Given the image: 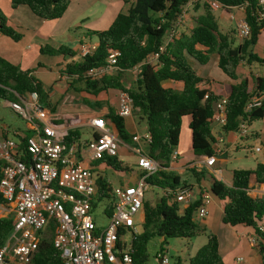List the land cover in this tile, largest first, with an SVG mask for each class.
<instances>
[{"label":"trees","instance_id":"trees-1","mask_svg":"<svg viewBox=\"0 0 264 264\" xmlns=\"http://www.w3.org/2000/svg\"><path fill=\"white\" fill-rule=\"evenodd\" d=\"M189 0H134L126 12L118 13L107 29L91 31L97 37L95 48L80 60L65 65L63 72L84 81V88L93 95L102 90H126L132 98L134 113L146 125L149 134L146 155L160 165L158 171L146 176L149 185L162 189L188 188L190 185L165 169L169 166L171 155L175 151L180 137L182 121L188 117L191 133V150L194 155L218 157L214 147V135L211 131V117L215 101L226 99V123L222 133L234 132L243 121L248 125L254 119L263 117L264 103L245 110L253 95L264 92V75L251 79L237 80V67L241 62H257L264 65V56L253 52L258 36L264 28V17L258 18L259 0H216L227 10L232 6L242 7L244 20L249 26L248 37L233 45L230 33H222L212 13L209 2H203V13L194 18L195 25L188 32H180L171 37L160 54L157 64L144 62L164 43L169 32L174 28L177 17ZM11 6H25L36 18L56 20L67 9L70 0H10ZM0 34L17 41L22 34L18 27L8 24L6 16L0 11ZM40 53L48 55L74 56V51L64 45L58 47L40 46ZM118 51L117 69L102 77L92 80L84 76L86 70L105 64L108 55ZM217 56V67L230 80L229 85L219 84L212 78H202L191 64L205 65L210 56ZM138 66V73L133 85L125 87L122 73ZM165 81L181 83L178 89L165 85ZM71 84V83H70ZM36 92L39 100L54 111L53 105L46 102V91L42 83L23 69L0 55V97L17 100L27 93ZM106 124L112 125L117 138L122 143H132L134 135L125 127L124 118L109 109L103 116ZM78 120H69L70 125ZM80 133L69 129L64 142L77 141ZM20 146L24 147V139ZM108 166L117 171H127L128 165L117 157L105 158ZM195 181L205 179L206 171L189 168ZM209 194L223 201L222 221L231 226L251 227L259 236V253L264 264V234L258 231V225L264 222V200L247 193L251 182L264 183V162H257L252 169H233L230 184L210 176ZM97 201L109 197V183L104 176L97 178ZM202 194V192H201ZM201 194L178 213L177 201L167 202L160 197L153 204L143 202V221L141 232L131 238L130 256L133 264H145L148 260L147 242L155 237L193 238L206 235V242L190 256L186 264H224L218 252V240L215 234L207 232L204 225L196 221L194 212L201 203ZM169 197V196H168ZM5 201L0 196V205ZM96 204L94 203L93 206ZM112 204L107 207V214L112 212ZM13 227L11 215L0 217V246L4 244ZM49 229L40 238L38 250L32 264H62L59 252L53 246ZM161 243V244H162ZM122 245L117 242V249ZM174 264H183L179 257Z\"/></svg>","mask_w":264,"mask_h":264},{"label":"built area","instance_id":"built-area-1","mask_svg":"<svg viewBox=\"0 0 264 264\" xmlns=\"http://www.w3.org/2000/svg\"><path fill=\"white\" fill-rule=\"evenodd\" d=\"M261 7L258 18L264 17V0L258 1ZM212 8H223L216 0L209 2ZM180 16V15H179ZM237 32L240 39L249 35V26L244 19L238 21ZM178 35L175 28L169 32L158 50L144 61L156 65L167 41ZM95 47L81 43L79 53L84 56ZM118 51L108 55L105 64L85 71L84 76L95 80L117 69ZM138 70V66L134 67ZM138 73V71H137ZM264 103V92L253 95L245 106L249 110ZM8 106L25 122V129H12L10 136L0 134V196L11 213L13 227L8 238L0 246V264H32L40 238L46 229L51 231L53 246L59 252L62 264H133L128 245L123 240L126 231L131 238L138 232L133 220L143 211L144 192L148 188L145 178L160 165L146 154H139L137 166L142 174L134 183L109 184L112 212L103 213L107 218L104 224H97L92 214L93 204L97 202L98 164L105 158L117 157L119 139L112 125L106 124L103 117L94 116L87 124L93 137L85 142L88 154L84 155L78 140L66 144L64 138L69 129L56 122L49 106L43 104L36 92H30L17 100L7 102ZM132 98L126 90H118L115 113L123 118L132 114ZM226 99L214 102L212 122L221 127L226 123ZM6 130V126L0 127ZM237 138L248 134V124L240 123L235 130ZM134 135L133 140H138ZM24 139V147L20 143ZM143 139L148 142L146 132ZM256 151L260 147H255ZM217 151V150H216ZM176 159V152L171 161ZM214 156H205L201 162L211 166ZM110 167V166H109ZM108 182V181H107ZM109 183V182H108ZM165 195L177 202L188 204L190 189H165ZM247 193L264 200V183L251 182ZM203 200L197 207V215L203 218L207 214L206 204L210 199L208 191L203 190ZM101 201V200H100ZM139 219V217H138ZM139 221H141L139 219ZM142 222V221H141ZM252 229L248 242L259 250V236ZM258 231L264 234V222L258 225ZM117 242L122 246L117 249ZM157 264H174L164 249L157 253ZM241 257L237 261H241Z\"/></svg>","mask_w":264,"mask_h":264},{"label":"crops","instance_id":"crops-1","mask_svg":"<svg viewBox=\"0 0 264 264\" xmlns=\"http://www.w3.org/2000/svg\"><path fill=\"white\" fill-rule=\"evenodd\" d=\"M3 1V2H1ZM95 1L97 0H70V3L63 13V15L56 19V20H41L36 17H34L28 9L23 5H17L16 7H12L10 0H0V11L6 16L8 24L13 27H18V31L21 32L22 36L19 40L14 41L10 39L9 37L0 34V55L10 61L13 64L19 65L23 69H28L30 71V74L33 76L34 73H42V74H55L58 75L61 79L64 80V78H67V74L63 72L65 65L75 61V56L80 58L82 57L79 53V45L81 43L87 44L89 46L95 47L97 45V37L93 34H91V31H99L97 28L102 25V22L104 25L110 23L111 21V15L112 12L115 13L118 9L119 11H127L129 6L133 3L134 0H105L104 6L102 12H98L97 14L93 16H88L89 11L93 12V5L95 4ZM99 1V0H98ZM206 0H189L182 8V11L180 13V16L177 17L176 23L174 25V28L178 32H188L191 28L194 27L195 21L193 20L191 22L190 16L191 11L190 8L192 5L199 9V6H197L198 3L203 2ZM193 3V4H192ZM191 5V6H190ZM189 8V10H188ZM212 8V7H211ZM238 8V11L236 13H232V10ZM195 9V10H197ZM224 11V14L222 16V21L219 22L216 18L218 29L222 33H230L231 38L233 41V45H237L241 42L240 37L239 40L234 44V40L232 37V34L238 35L236 25L238 21L242 20L244 18V13L242 7L232 6L229 7L227 10L222 8ZM204 8L197 13V15L203 13ZM113 17V16H112ZM232 19L235 20L234 27H232L230 24H228V20L232 21ZM103 20V21H102ZM190 23V24H189ZM82 28H85V33L83 32L81 36H78L76 40H74L73 44V51L74 56H68L69 58H61V56H55V55H48L40 53L39 48L40 46H50V47H56L59 45L67 46L66 44L73 43L71 38V32H74V29L81 30ZM264 31H261L260 35L258 36V40L256 45L253 47V50L255 48H258V53L261 55V57L264 56V42L262 43L261 47H259V44L261 43L259 41V37L262 35ZM92 36V37H91ZM93 38V40H92ZM32 45H35V48H32ZM258 46V47H257ZM68 47V46H67ZM36 48H38L39 54L36 52ZM40 55H47L48 60L40 59ZM214 58L213 66L217 67V56L212 54L210 56ZM62 59V62L60 60ZM209 59V61H210ZM209 61L205 65H200L201 67H206L209 64ZM57 64L59 67L55 70L51 68L52 65ZM191 64L195 68L198 63L195 61H191ZM46 65V66H45ZM38 66H42V70H37ZM218 68V67H217ZM216 68V69H217ZM264 65H261V69L254 70L252 68V63H245L241 62L237 67V80L240 81L242 79H251L255 76H261L264 75ZM133 69V68H132ZM196 69V68H195ZM130 70V69H127ZM218 71L213 72V74L210 71H206L205 75L201 74V70H196L197 73L202 78H212L216 81V83L219 84H225L229 85L231 83V80L224 74L222 71L218 68ZM122 84L126 87V84L124 82V79L121 78ZM42 83V82H41ZM165 85H173L176 88H181V83H172L170 81H165ZM70 87L76 92H81V100L82 104L81 108L83 109L82 112L78 113H68V112H59L57 104L53 105L54 111L53 114L56 117V122L64 124L67 129H77L79 131L80 127H87L90 129L91 135L86 139H81L79 137L78 145L80 149L82 150L84 155L88 154V150L85 147V142L89 140L91 137H93L92 129L87 124V121L89 118L94 116H101L103 117L109 109H113L114 112L116 111L117 107V93L118 89H107L102 90L98 92L97 94L93 95L92 93H89L85 90V88L82 87H74L71 86L70 83H68ZM43 88L45 89L44 84H42ZM85 93L88 95L86 96ZM73 99V97L71 96ZM9 100H6V105L8 106L7 102ZM97 104L96 106H93V104ZM264 118V114H263ZM69 120H78L79 122L70 125ZM125 121V127L127 131L133 135H138L137 133V127L136 125H131V120L127 117L124 118ZM185 126L188 130V133L186 134V144L189 143V146L191 148V133L188 128V122L189 118H184ZM181 126L180 131V137H179V143L176 148L180 145V139L182 136V128H183V122ZM214 124V127L211 126L212 134L214 135V143L213 147L218 155V157H215L216 160L211 166H205L201 162L204 160V155H194L192 150L193 158L188 160V162H184V160H180V151L178 149H175L176 152V159L174 161H171L169 163V166L165 169V171H169L175 175L178 176V172L183 170H188L189 168L193 167L197 171L203 169L206 171L205 179L201 180L200 183L197 184V182L194 179V188L190 186V191H192V197H198L201 192H203L204 189H207L209 186V177L213 176L217 179L222 180L226 184H230L231 182V171L233 169H228L225 165V160L222 158L226 154V149H228L231 145L234 146V143L238 141L237 135L234 132H228V133H222V127L218 125L215 122H212ZM211 123V125H212ZM1 126H5L0 124ZM6 130H2L0 128V134H3L5 136H8L11 134L10 128L6 126ZM146 128V125H145ZM14 129H20L19 127H16ZM146 133V129H145ZM254 137L255 141L260 139V143L264 140V132L261 131V133L255 131L254 133L250 134ZM244 138V137H243ZM246 138V137H245ZM136 141V140H135ZM220 143L224 144V147L221 148ZM121 144H124L120 141L118 150L121 148ZM130 144L129 147H127L130 151L137 154V157L139 154H146L147 150L143 151L141 150L139 144L136 143H126ZM264 145V143H262ZM258 146V145H256ZM182 148V147H181ZM234 148H237V146H234ZM258 152L260 153V159L258 162H264V148H260ZM118 159L121 160V158L118 156ZM137 166V165H136ZM98 170L111 168L109 166H106L104 163H100L97 166ZM138 172L136 174L131 175L130 172L127 171H120V172H128V177H125L126 174L119 175L123 178H121L120 184H128V183H134L137 178L142 174V170L137 166ZM254 168V167H253ZM124 175V176H123ZM165 191V189H163ZM163 191V192H164ZM210 199L208 203L206 204L207 214L203 218H196V214L194 217L196 218V221L200 223L201 225H204L207 232L213 233L216 235L218 240V252L221 256L222 262L224 264H263L261 255L256 247H253L248 242V237L252 234V228L242 225H235L231 226L229 224H226L222 221L223 217V201L217 199L216 197L212 196L210 194ZM163 197L167 199V202L170 203L173 200L172 197H168L165 195V192L163 193ZM160 197L155 193V202H159ZM203 200L202 194H201V202ZM193 200L186 203L177 202L178 206V213H181L185 207H187ZM144 202V201H143ZM201 204V203H200ZM195 213V212H194ZM143 211L139 215V219L143 221ZM201 236H205V242H206V235L200 234L198 236H195L193 238H190L191 242L192 239H198ZM205 242H203L200 246H202ZM199 246V247H200ZM198 247V248H199ZM197 248V249H198ZM196 249V250H197ZM196 252V251H195ZM194 252V253H195ZM193 253V254H194ZM192 254V255H193ZM191 254H188V258L192 256ZM241 257V261H237V258ZM188 260V259H187ZM187 260L183 263L186 264Z\"/></svg>","mask_w":264,"mask_h":264},{"label":"rangeland","instance_id":"rangeland-1","mask_svg":"<svg viewBox=\"0 0 264 264\" xmlns=\"http://www.w3.org/2000/svg\"><path fill=\"white\" fill-rule=\"evenodd\" d=\"M104 1L105 0H97L95 1V4L93 5V12L91 10L89 11L88 16H93L97 14L98 12H102L103 6H104ZM3 2V1H1ZM9 2V0H8ZM204 2V1H203ZM203 2H200L197 4L199 6V9L195 8L193 5L190 8L191 11V16L190 20L191 22L194 20V18L197 16V13L200 12L203 9ZM193 4V3H192ZM191 6V5H190ZM197 9V10H195ZM212 13L214 16L218 19L219 22L222 21V16L224 14V11L222 8H211ZM116 12L111 15V21L114 19V17L118 13H124L125 11H119L118 9H115ZM189 10V8H188ZM238 11V8H235L232 10V13H236ZM113 16V17H112ZM236 19H232V21L228 20V24H230L232 27H234ZM103 21V20H102ZM104 22V21H103ZM102 22V25H100L97 30H105L108 28L110 23L107 25ZM190 24V23H189ZM86 29L82 28L81 30L74 29V32H71V38L72 42L71 44H66L69 48H73L74 40L78 38V36H81V34L84 32L85 33ZM21 33V32H20ZM92 37V36H91ZM234 44L239 40V36L236 34H232ZM93 40V38H92ZM259 41L261 42L259 44V47H261L262 43L264 42V31L262 35L259 37ZM54 47V46H53ZM58 47V46H56ZM258 47V46H257ZM32 48H35V45H32ZM258 48H255L253 52L257 54L259 57L258 53ZM73 50V49H72ZM36 52L39 54L38 48H36ZM55 56H61V58H69L68 56H63L59 54H55ZM45 59L48 60L47 55H40V59ZM75 61L79 60L78 56H75ZM62 62V59L60 60ZM214 58L211 57L209 64L206 67H201L199 64L195 67L196 70H201V74L205 75L206 71H210L212 74L215 71H218L214 66H213ZM46 66V65H45ZM59 65L54 64L51 66L53 69H57ZM37 70H42V66H38ZM252 68L254 70H260L261 65L257 62H252ZM264 69V68H262ZM137 69L133 68L130 70H125L122 73V78L124 79V82L126 84V87H129L130 85L134 84V81L137 76ZM115 72L112 71L110 73ZM33 77L38 79L42 84L45 86V91H46V97L45 100L46 102L50 103L51 105L57 104L58 106V111L59 112H68V113H78L82 112L83 109L81 108L82 100L81 92H76L68 85V83H71V86L74 87H84V81L83 80H77L75 76H69L67 74V78L65 77L64 80L61 79L58 75L55 74H42V73H34ZM86 96H88L85 93ZM73 97V99L71 98ZM6 99L0 97V124L7 126L10 129H14L16 127H19L21 130L25 129V122L19 115H17L9 106L6 104ZM97 104H93V106H96ZM128 119L131 120V125H136L137 127V136L139 137L137 141L133 140V143H138L141 150H147L148 145L147 142L143 139V135L145 134V122L143 120H140L138 116H136L134 113H132L130 116L127 117ZM184 121V120H183ZM214 127V124L212 123L211 125ZM182 136L180 139V145L178 146V149L180 151V160H184V162H188V160L193 158L191 148L189 146V143L186 144V134L188 133V130L185 126V121L183 122V128H182ZM255 131L261 133V131L264 132V118H259V119H254L251 121V123L248 125V134L244 138L238 139L237 142L234 143V146H237V148H234L233 145H231L228 149H226V154L224 157H222L225 160V165L228 169H252L255 164L258 162L260 159V153L255 150L256 145L258 147L264 148V140L262 143H260V139L255 141L254 137L251 136V133H254ZM90 129L87 127H80L79 128V133H80V138L81 139H86L88 138L91 133ZM8 136L12 137L11 134ZM221 148L224 147L223 143H220ZM121 148L117 151V156L121 158V161L125 164L128 165L129 169L128 171L130 172L131 175L136 174L138 172L137 168V154L130 151L127 147L130 146V144H121ZM182 147V148H181ZM98 174L104 176V178L111 184L112 186L119 185L121 183V176L122 174H126L125 177H128V172H120L117 170H114L112 168H106L102 170H98ZM178 177L181 181L186 182L188 185H190L192 188H194V177L192 173L188 170H183L177 173ZM124 176V175H123ZM164 190L160 187L157 186H152L148 185L147 190L144 192V201H148L149 203L153 204L154 198H155V193L158 195V197H163V192ZM192 191L190 193L192 194ZM111 202V197H106L103 198L101 201H97L95 207L93 208L92 214L95 217L96 223L97 224H104L107 222V218L105 217L103 213V209L105 207H108ZM196 214V211L194 215ZM7 215H11L9 212L8 208L4 205H0V217H4ZM139 213L136 214L135 219L133 220L134 226L136 231L139 233L142 230V222L139 221L138 219ZM196 218H199L198 215L196 214ZM195 218V219H196ZM123 240L126 242V245L129 244L131 240V234L129 231H126ZM205 242V236H201L197 240L192 239V242L189 238H167L164 243H162V237L155 236L151 238L147 242L146 246V251L148 254V260L145 264H157V253H159L161 250L167 251L168 256L170 257L171 261H175L178 257L181 262H185L188 259V254H193L196 249L203 243ZM162 243V244H161Z\"/></svg>","mask_w":264,"mask_h":264}]
</instances>
